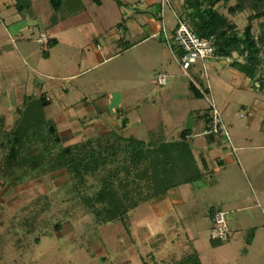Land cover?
<instances>
[{"label":"rangeland","instance_id":"374dc122","mask_svg":"<svg viewBox=\"0 0 264 264\" xmlns=\"http://www.w3.org/2000/svg\"><path fill=\"white\" fill-rule=\"evenodd\" d=\"M124 1L128 5L120 7L115 0H102L100 6L93 0H65L58 10L52 0H31L32 6L19 12L16 0H0L4 129L14 128L17 110L27 98L45 96L52 99L47 114L58 118L62 147L111 131L122 137L151 138L154 146L180 142L189 132L184 137L187 144L195 138L199 146L207 137L209 115L203 116L196 130L186 129L193 124L191 111L200 109L196 112L204 114L210 107L205 97H188L192 76L200 75L231 139L217 136L213 141L219 140V147L206 150L209 170L222 171L215 177L219 186L210 187V177L183 185L180 196L142 203L128 224L104 225L87 210L85 193L77 195L66 170L28 178L19 185L0 178V264H171L194 251L203 264H242L241 248L249 245L253 218L259 216L258 201L264 206V92L254 87L264 78V53L257 78L251 82L232 68L234 61L244 62L237 54L228 60L207 61L206 79L201 63L186 75L175 55L178 46H172L173 53L163 37H155L163 23L169 31L176 25L169 7L150 26L144 19L161 0ZM183 3L174 0L179 16ZM235 6L232 0L218 10L243 33L252 12L232 14ZM260 22H253L256 38ZM124 26L128 30L122 34ZM45 36L59 41L48 60L38 44L39 40L47 43ZM121 38L125 44L119 42ZM128 42L138 45L126 50ZM161 74L167 77L164 87L156 82ZM5 154L0 148V162ZM231 154L234 161L225 168L219 161ZM140 186L147 195L146 183ZM219 204L225 212L235 208L227 212V220L237 233L233 241L215 246L210 237L213 226L206 216ZM245 207L252 210L243 211ZM261 235L253 243L252 261L259 258Z\"/></svg>","mask_w":264,"mask_h":264},{"label":"trees","instance_id":"16d2710c","mask_svg":"<svg viewBox=\"0 0 264 264\" xmlns=\"http://www.w3.org/2000/svg\"><path fill=\"white\" fill-rule=\"evenodd\" d=\"M115 1L120 7L126 4L123 0ZM230 1L232 0H184L180 17L198 37L215 39L216 54L219 57L217 61L231 59L236 54L242 56L244 62L234 61L231 66L252 81L257 78L262 64L260 57L264 53V0H235L236 6L230 9L232 14L246 9L252 12L243 33H239L235 24L218 10L221 5H228ZM93 2L99 6L103 4L102 0ZM52 3L59 10L65 0H52ZM31 6V0H16L15 7L19 12ZM161 13L160 3L159 20ZM258 20H261V31L256 38L253 22ZM57 43L56 39H49L44 43L45 58L49 57L50 50ZM205 85L206 82L200 75L192 76L189 90L193 98H204L202 91L209 93ZM254 87L255 91L264 92V78L260 77ZM50 101L45 96L27 98L23 108L17 110L18 120L10 131L4 129L5 117H0V148L6 152L0 162V178L10 180L12 185H19L35 176L66 170L72 180V188L77 195L85 193L82 194L84 205L99 224H128L131 213L142 203L148 204L168 196L172 190L183 185L202 182L214 175L210 170L205 171L207 167L200 168L191 145L184 138L189 132L183 134L180 142H163L154 146L151 138L142 140L122 137L111 131L94 139L62 147L58 125L47 114ZM208 115L209 110L206 117ZM124 126L127 127L126 121ZM207 128L206 131L211 130V126ZM204 136L214 140L220 135L213 133ZM91 180L97 185L90 184ZM144 182L149 189L147 195L140 186ZM96 188L97 191L92 196L87 195ZM219 211L221 210L210 209L212 226ZM211 242L215 246L226 243L212 238ZM171 264L203 263L194 251Z\"/></svg>","mask_w":264,"mask_h":264},{"label":"built area","instance_id":"2783aa9c","mask_svg":"<svg viewBox=\"0 0 264 264\" xmlns=\"http://www.w3.org/2000/svg\"><path fill=\"white\" fill-rule=\"evenodd\" d=\"M162 13L163 18L164 8L167 6L172 11L176 25L172 31H169L163 23L162 30L157 33L155 37H163L164 41L172 49V46L176 44L179 49V54H176V58L179 64L182 66L186 75H189V71L197 64L203 65V71L201 75L207 76L206 62L209 60H218L219 57L216 54L215 39L213 37L202 39L198 37L182 20V18L176 13L174 9V0H162ZM173 50V49H172ZM159 85H165L167 83L166 76H159ZM209 89V88H208ZM202 94L207 99L209 104V118L211 130L206 131L205 135L215 134L223 136L225 135L230 140V135L227 127L224 125L223 117L219 113L218 107L209 93L202 91ZM231 232L229 223L227 221V213L219 211L214 219L213 228L211 231V238L220 242H227L230 238Z\"/></svg>","mask_w":264,"mask_h":264},{"label":"crops","instance_id":"0c3cea01","mask_svg":"<svg viewBox=\"0 0 264 264\" xmlns=\"http://www.w3.org/2000/svg\"><path fill=\"white\" fill-rule=\"evenodd\" d=\"M124 1V0H123ZM125 2V1H124ZM126 3V6L128 5V3L127 2H125ZM160 3H161V1H157L156 3H154V7H153V9L151 10V12H149L147 15L149 16V18H145L144 19V21L146 22V24L147 25H152L153 26V24L154 23H157L158 21H159V6H160ZM152 29V28H151ZM128 30V28L126 27V26H124V28L123 29H121V31H119V32H122V34H125L126 33V31ZM114 38V35L112 36V39ZM45 40H47L48 41V38L45 36ZM57 40V39H56ZM124 39L123 38H121V39H119V42H122ZM58 41V40H57ZM127 43V42H126ZM39 45H40V47H41V51H42V53H41V55H42V57L44 58V59H50L51 58V56H52V53H51V51H50V55H49V57L48 58H45L44 56H43V46H44V44L42 43V44H40V40H39V43H38ZM59 44V41H58V43H57V45ZM122 44V43H121ZM123 44H125V43H123ZM140 44V43H139ZM128 47H125V48H127L126 50H128V49H130V48H133V47H136L138 44H135V43H129L128 42ZM172 52L174 53V51L172 50ZM176 55V54H175ZM160 76H166L165 74H161ZM159 79V78H158ZM248 80V82L250 81L251 82V80L250 79H247ZM157 82V84L159 85V82H158V80L156 81ZM167 85V83L165 84V85H159L160 87H164V86H166ZM189 86H190V83H189V85H188V90H189ZM190 91V90H189ZM49 97V96H48ZM188 97H189V99L190 100H192V99H196V98H193V96H192V94H191V92H189V94H188ZM51 101H52V99H50ZM24 103V102H23ZM196 111H201L200 109H195L193 112L191 111V113H190V111H189V114H191L192 116H194L193 117V124H192V126H191V128L190 129H186V130H196L197 129V127H198V125L201 123V122H203L202 121V119H203V116H206V110H205V112H204V114H202V113H198V112H196ZM49 116V115H48ZM196 116V117H195ZM63 117L65 118V115L64 116H62L61 117V119H63ZM51 118V117H50ZM56 122L58 121V118L57 119H55V118H53ZM124 121H126V125L128 126L129 125V120H128V118H125L124 119ZM58 123V122H57ZM59 124V123H58ZM185 130V131H186ZM201 135V134H200ZM195 135H191L190 137H194ZM197 136V135H196ZM205 138V137H204ZM219 144H221V142L219 141V140H215V141H213V140H211L209 137H206L204 140H203V142H201V145H195V138H194V140H192V144H191V148H192V150H193V154H194V157H195V159L198 161V164H199V166H200V168H204L205 169V167H207L206 169H205V171H207V170H209L210 168H209V164H208V159H207V151L206 150H213V149H215V148H217V147H219ZM203 145H204V147H203ZM203 148V149H202ZM235 148V147H234ZM237 149V148H236ZM230 151V150H229ZM233 151V150H232ZM236 152H237V150H236ZM231 153V152H230ZM238 154V153H237ZM237 154H235L236 156H237ZM198 157H197V156ZM222 155H226V154H222ZM235 158V156L233 155V154H231V155H227L226 157H224V159L222 160H220L219 162H221L220 164L221 165H223V166H225V168H226V166L227 165H229V164H231L234 160ZM205 166V167H204ZM212 172H214V175L212 176V177H210L209 178V180L207 181V183H208V185L210 186V187H218L219 186V183H220V180H217L215 177L218 175V174H220V173H222V171L221 170H214V171H212ZM181 188V187H180ZM180 188H178V189H175V190H172L170 193H169V195L167 196V199L168 200H170L171 199V197H173L172 195H179L180 196V194H178L179 193V189ZM172 193V194H171ZM181 198V197H180ZM179 198V200H181ZM258 204H259V209H260V211H259V216H257V218H253V220L255 221V223L253 224V226L251 227L252 229L250 230V232L252 233V236L248 239L249 240V245L245 248L244 246H243V248H241L242 249V252L241 253H243L242 254V256H241V258H240V262L243 264V261H244V259H247L248 261L247 262H249L248 264H264V206L262 205V203H260L259 201H258ZM223 204H219V206L218 207H212V208H214V209H220L221 211H223V212H225L224 210H223ZM235 208H231L230 209V211H226V213L228 212V213H232V212H234L235 210H234ZM237 210H240V209H237ZM236 210V211H237ZM252 210V208H250V207H245V208H243V211H251ZM206 217H208V221L210 222L211 221V218H210V212L208 213V215L206 216ZM228 221V220H227ZM211 223V222H210ZM230 227V226H229ZM211 228V227H210ZM230 231H231V235H230V238H229V240L228 241H233L234 240V236H235V234L237 233L233 228H230ZM260 231V232H259ZM236 232V233H235ZM260 234H262L261 236L262 237H260V239H262L263 241H262V247L261 248H259V250H258V252H259V258H257V259H255L254 258V260L252 261V257H253V255H254V253H255V249H254V246H253V243L255 242V240H257L258 238H259V235ZM231 248L230 246H227V248L226 249H228V250H230L229 248ZM227 250V251H228ZM197 252V251H196ZM198 253V252H197ZM240 253V254H241ZM198 255H199V253H198ZM199 257H200V259H201V256L199 255ZM231 259V258H230ZM201 261H202V259H201ZM246 262V261H245ZM202 263H203V261H202ZM244 264H246V263H244Z\"/></svg>","mask_w":264,"mask_h":264}]
</instances>
